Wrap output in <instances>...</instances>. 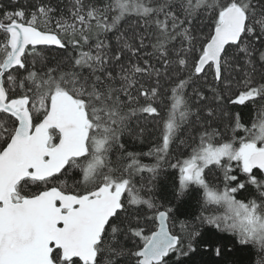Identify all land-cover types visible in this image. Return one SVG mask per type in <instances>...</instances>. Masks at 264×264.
<instances>
[{
  "label": "snow or ice",
  "instance_id": "6c2138e0",
  "mask_svg": "<svg viewBox=\"0 0 264 264\" xmlns=\"http://www.w3.org/2000/svg\"><path fill=\"white\" fill-rule=\"evenodd\" d=\"M0 264H264V0H0Z\"/></svg>",
  "mask_w": 264,
  "mask_h": 264
},
{
  "label": "trees",
  "instance_id": "16d2710c",
  "mask_svg": "<svg viewBox=\"0 0 264 264\" xmlns=\"http://www.w3.org/2000/svg\"><path fill=\"white\" fill-rule=\"evenodd\" d=\"M144 150H147V147L146 146H144Z\"/></svg>",
  "mask_w": 264,
  "mask_h": 264
}]
</instances>
